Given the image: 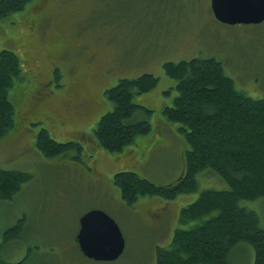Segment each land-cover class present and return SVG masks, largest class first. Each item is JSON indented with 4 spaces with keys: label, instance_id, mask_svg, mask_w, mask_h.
I'll list each match as a JSON object with an SVG mask.
<instances>
[{
    "label": "rangeland",
    "instance_id": "1",
    "mask_svg": "<svg viewBox=\"0 0 264 264\" xmlns=\"http://www.w3.org/2000/svg\"><path fill=\"white\" fill-rule=\"evenodd\" d=\"M4 48L19 57L21 72L9 91L15 123L0 137V167L32 176L13 198L0 199V258L25 259L24 264H157L158 247L171 244L182 207L205 189L229 188L208 169L198 173L194 191L145 194L127 203L114 176L130 170L169 185L186 171L185 136L162 112L178 94L165 62L215 57L237 88L264 97V21L224 23L211 0H29L0 19ZM144 72L159 82L135 96L150 110L140 108L135 118H149L151 131L111 151L96 137L101 116L114 105L106 89ZM41 128L79 149L45 155L36 143ZM240 203L254 209L264 227V196ZM94 208L121 227L126 246L116 259L91 258L79 247L81 216ZM254 262L250 242L237 243L229 254V264Z\"/></svg>",
    "mask_w": 264,
    "mask_h": 264
},
{
    "label": "trees",
    "instance_id": "2",
    "mask_svg": "<svg viewBox=\"0 0 264 264\" xmlns=\"http://www.w3.org/2000/svg\"><path fill=\"white\" fill-rule=\"evenodd\" d=\"M28 1L0 0V19L21 10ZM164 70L176 80L178 94L162 112L185 136L186 171L178 183L165 185L122 170L115 174L114 183L122 198L134 203L145 194L174 197L179 192L194 191L198 173L213 170L229 188L205 189L182 207L171 244L158 247L157 264H229V254L239 242H250L255 249L254 264H264V227L257 212L240 203L264 196V97L255 98L237 88L223 62L215 57L167 61ZM20 72L16 53L8 48L0 50V137L15 123L9 91ZM158 82L157 75L144 72L120 78L106 89V97L114 105L101 116L96 128L102 146L120 150L138 135L151 131L149 118H135L137 111L145 108L135 96L153 89ZM36 143L47 156L79 149L72 141L56 140L46 128L39 130ZM31 176L19 169L0 167V199L13 198ZM24 262L0 258V264Z\"/></svg>",
    "mask_w": 264,
    "mask_h": 264
},
{
    "label": "water",
    "instance_id": "3",
    "mask_svg": "<svg viewBox=\"0 0 264 264\" xmlns=\"http://www.w3.org/2000/svg\"><path fill=\"white\" fill-rule=\"evenodd\" d=\"M215 17L228 24L264 20V0H211ZM77 241L85 255L113 260L124 251L126 240L120 225L108 212L94 208L81 216Z\"/></svg>",
    "mask_w": 264,
    "mask_h": 264
},
{
    "label": "flooded vegetation",
    "instance_id": "4",
    "mask_svg": "<svg viewBox=\"0 0 264 264\" xmlns=\"http://www.w3.org/2000/svg\"><path fill=\"white\" fill-rule=\"evenodd\" d=\"M35 18H33V20H34ZM35 21V20H34ZM51 47V43H50V46L48 45V49ZM48 49H47V51L46 52H48Z\"/></svg>",
    "mask_w": 264,
    "mask_h": 264
},
{
    "label": "crops",
    "instance_id": "5",
    "mask_svg": "<svg viewBox=\"0 0 264 264\" xmlns=\"http://www.w3.org/2000/svg\"><path fill=\"white\" fill-rule=\"evenodd\" d=\"M175 126V125H174Z\"/></svg>",
    "mask_w": 264,
    "mask_h": 264
}]
</instances>
